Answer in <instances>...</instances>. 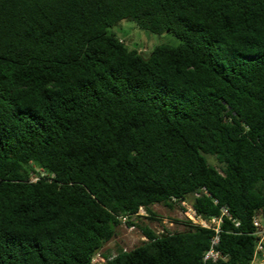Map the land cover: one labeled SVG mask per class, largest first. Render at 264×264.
<instances>
[{"label": "trees", "instance_id": "obj_1", "mask_svg": "<svg viewBox=\"0 0 264 264\" xmlns=\"http://www.w3.org/2000/svg\"><path fill=\"white\" fill-rule=\"evenodd\" d=\"M124 19L179 43L145 56L109 31ZM188 197L239 222L223 219L216 264H248L264 218V0H0V264H200L210 230L131 219ZM122 215L146 239L102 254Z\"/></svg>", "mask_w": 264, "mask_h": 264}, {"label": "rangeland", "instance_id": "obj_2", "mask_svg": "<svg viewBox=\"0 0 264 264\" xmlns=\"http://www.w3.org/2000/svg\"><path fill=\"white\" fill-rule=\"evenodd\" d=\"M116 36L121 38L129 47L139 48L143 55H149L152 48L160 44L176 45L179 40L171 33H152L145 29L137 28L133 21L121 20L118 25L109 29ZM207 160L212 165L218 168V163L213 156L207 155ZM188 201H192V197H188ZM152 211L158 217L157 220L146 219L145 217L132 220L137 224L148 225L155 232H159L161 228H165L169 232L180 231L185 228L184 216L177 204L171 208L163 204H154L151 207ZM165 222H162V221ZM139 223V224H140ZM144 240L141 229L135 225L134 229L130 230L124 224L117 228V235L110 240L101 250L102 254L114 255L117 248L130 250L139 245Z\"/></svg>", "mask_w": 264, "mask_h": 264}, {"label": "built area", "instance_id": "obj_3", "mask_svg": "<svg viewBox=\"0 0 264 264\" xmlns=\"http://www.w3.org/2000/svg\"><path fill=\"white\" fill-rule=\"evenodd\" d=\"M40 173L41 175H44L41 171ZM32 179L35 180L37 178L35 177ZM204 192L206 193L205 190ZM194 196H198V193H194ZM173 200L177 202L176 204L182 211L185 225L208 229L212 232L211 237L209 238L208 247L202 253L200 264H216L218 262L225 261L226 256L218 248L220 241L221 224L223 222V219H227L234 223V226L239 225V222L231 216L228 208L226 206H222L220 208V214L218 216L205 218L196 212V210L192 206V203L189 202L188 199ZM137 216L143 218L148 216V214L143 208H140L138 212L132 215L131 219L136 220ZM128 217L129 216L127 215H122L119 217V219L121 220V224H124L128 229L132 230L134 229V225H127L126 223ZM155 218L156 220L158 219V217L156 216ZM162 222L165 221L163 220ZM251 223L253 225V232L251 234L254 236V247L252 256L248 264H264V218L262 217L260 212L253 215ZM165 231V228H161L160 231L156 233L161 234ZM143 238L144 240L146 239L145 236H143ZM103 261L104 260L101 256V253L97 252L93 256L91 262L93 264H102Z\"/></svg>", "mask_w": 264, "mask_h": 264}]
</instances>
